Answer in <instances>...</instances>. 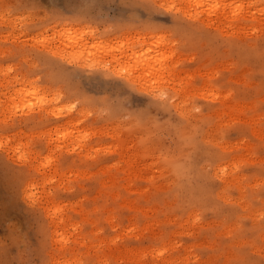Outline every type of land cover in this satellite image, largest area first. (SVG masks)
<instances>
[{
  "label": "rangeland",
  "instance_id": "obj_1",
  "mask_svg": "<svg viewBox=\"0 0 264 264\" xmlns=\"http://www.w3.org/2000/svg\"><path fill=\"white\" fill-rule=\"evenodd\" d=\"M54 2L63 17L53 0L43 16L0 0V264L264 258V0H154L198 17L187 26L125 6L149 0ZM37 37L75 63H40ZM33 85L42 97L17 118ZM58 93L78 110L46 107Z\"/></svg>",
  "mask_w": 264,
  "mask_h": 264
},
{
  "label": "snow or ice",
  "instance_id": "obj_2",
  "mask_svg": "<svg viewBox=\"0 0 264 264\" xmlns=\"http://www.w3.org/2000/svg\"><path fill=\"white\" fill-rule=\"evenodd\" d=\"M26 2L31 8V16H43L44 15L45 9H41L39 7L42 0H26ZM125 6L130 7V8L144 9V10H147L149 12L167 11L168 13H176L177 14V20L178 21H181V20L184 21L185 26H187V24H190L195 20H198V17H196L195 15H188L187 12L182 13L181 8H183L184 6L180 5V4H176V3H172V4L156 3V2H154V0H149V2H145V3H135V4L126 3ZM198 7H200V6L198 5ZM214 7L219 8L220 5L216 4V5H214ZM235 7L239 8L240 5H235ZM47 11H49L56 18H61L64 16L65 10L56 7L55 2L53 0V3L49 6ZM69 22L72 24L85 25L89 28V30H93L92 22L87 21V20H83L80 17H77L75 15H72L69 18ZM96 23H98V20L96 21ZM141 30L142 31H149L152 29L150 26L146 25V26L142 27ZM4 47L10 48L11 45L8 43H5ZM33 50H34L33 54L36 56V58L39 60L40 63L45 62V60H47V59L63 60L64 63H66V64H74L75 63V61L73 59H69V58H66L65 56H61L57 51L52 50V45H51L48 37H44V38L37 37L36 38V44L33 45ZM13 52H14V50H13ZM13 52H6L5 53V56L9 57V60H6V62H15V59L18 58V57H15L13 55ZM152 52H153V49L148 48V53L151 54ZM159 59L161 60V62H163L167 59V57L160 56ZM27 66L28 65L26 63L23 65V67H25V68H27ZM9 71L12 72L15 70L10 68ZM129 72H130V69L128 67H123L122 69L116 71L115 73H110V74L113 75L118 80H126V78L129 75ZM126 82L131 84L130 80L126 81ZM32 89H33L32 91L27 92V97L25 100V106H24L23 113L21 112V110L19 108L14 107L15 116L17 118H20L22 115H25V114L28 115L29 117H31V113L29 112V107H32L33 111L35 110L36 101H35L34 97H42V92L37 90L35 85L32 86ZM22 95H23V93H22ZM159 95L161 96V98H167L168 93L159 92ZM29 101L32 102L31 105L29 104ZM46 107L59 109V116H64L67 113H74L75 111H77L78 107H79V102L72 103L71 98H66L63 95L58 93L54 102L51 104H47ZM193 110L195 112H199L200 108L195 107ZM51 115L57 116V113L54 111L51 113ZM93 116H94V113L92 111H88L84 114L83 119H77V121H76L77 125L82 129L80 136H81L82 140H84V141L88 140V138L90 136V132L83 131V129L87 125L92 124L91 118ZM14 122L15 121H11V123H14ZM61 135H63L65 138H67V133H62ZM2 147H3V144H0V148H2ZM79 150H80L79 147L74 149V151H79ZM261 176H264V165H262ZM261 187H264V185H262ZM262 255H264V253H262ZM245 264H264V258L260 259L259 261H256L254 259L249 260V261H246Z\"/></svg>",
  "mask_w": 264,
  "mask_h": 264
},
{
  "label": "bare ground",
  "instance_id": "obj_3",
  "mask_svg": "<svg viewBox=\"0 0 264 264\" xmlns=\"http://www.w3.org/2000/svg\"><path fill=\"white\" fill-rule=\"evenodd\" d=\"M239 8H241V7H239ZM239 8H237V9H239ZM82 36H83V35H82ZM78 38H80V37H78ZM76 39H77V38H76ZM152 64H153L154 66H153ZM152 64L149 65V64L146 63V65H148V68L146 67V69H152V66L154 67L153 69H155V68H156L155 63H152ZM158 64H159V63H158ZM143 65H145V64H143ZM146 65H145V66H146ZM156 65H157V63H156ZM141 66H142V65H141ZM150 66H151V68H150ZM143 67H144V66H143ZM144 68H145V67H144Z\"/></svg>",
  "mask_w": 264,
  "mask_h": 264
}]
</instances>
